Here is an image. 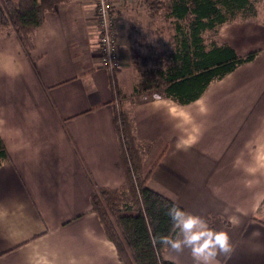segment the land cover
I'll list each match as a JSON object with an SVG mask.
<instances>
[{
  "label": "crops",
  "instance_id": "crops-1",
  "mask_svg": "<svg viewBox=\"0 0 264 264\" xmlns=\"http://www.w3.org/2000/svg\"><path fill=\"white\" fill-rule=\"evenodd\" d=\"M253 63L249 84L244 64L216 80L235 73L234 83L214 81L190 103L159 95L125 111L143 168L170 182L155 191L228 234L232 251L215 264H264V49ZM128 68L100 65L89 0L47 12L29 53L0 30V264H122L89 195L124 182L112 114L134 91ZM163 257L196 264L189 248Z\"/></svg>",
  "mask_w": 264,
  "mask_h": 264
},
{
  "label": "trees",
  "instance_id": "trees-1",
  "mask_svg": "<svg viewBox=\"0 0 264 264\" xmlns=\"http://www.w3.org/2000/svg\"><path fill=\"white\" fill-rule=\"evenodd\" d=\"M67 0H0V30L17 35L26 53L34 47V32L45 21L47 12ZM254 0H168L163 13L174 20L172 65L160 72L154 87L162 97L178 104L196 100L212 82L239 66L253 61L256 51L239 55L227 43L207 46L203 32L216 31L237 15H254ZM151 8V4L147 2ZM153 8L152 10H155ZM113 87L114 77L110 78ZM114 90L115 98L122 97ZM119 103V102H118ZM113 108L124 182L117 188L94 187L89 195L106 238L112 242L122 264H174L163 257L166 245L159 238L175 235L168 215L178 205L150 189L147 179L153 170L143 171L144 156L137 147L132 119L122 109ZM8 153L0 138V165ZM180 206V205H179Z\"/></svg>",
  "mask_w": 264,
  "mask_h": 264
},
{
  "label": "rangeland",
  "instance_id": "rangeland-1",
  "mask_svg": "<svg viewBox=\"0 0 264 264\" xmlns=\"http://www.w3.org/2000/svg\"><path fill=\"white\" fill-rule=\"evenodd\" d=\"M114 1L117 2L114 17H116L118 32L121 33L119 54L122 51L123 53L127 52V59L124 60L122 57L123 61H121L120 67L128 65L129 79H135L134 91L126 94L121 100L122 110L130 111L135 103L162 95L160 89H155L154 81L159 78L160 72L172 65L170 55L174 50V20L166 17L163 13L164 2H168V0ZM147 2L151 4V8ZM253 4L254 15L239 14L227 22V25L218 27L216 31L206 30L203 32L204 43L209 46L213 42L227 44L230 42L239 55H245L251 51L261 53V50L264 49V0H254ZM153 8L156 9L152 10ZM260 65V63H245L239 69L240 72L238 71L239 79L248 84L254 82L256 76L259 75ZM243 72L245 78H243ZM235 76L234 73V75H229L222 81L214 83L232 84L235 81ZM117 108H119L118 105ZM128 115L130 114L128 113ZM262 159L264 160V156ZM148 160L151 163L154 159L147 156L146 161ZM147 169L143 168L144 173L148 171ZM261 169L260 174H263L264 177V168ZM148 178L149 186L154 191H161L170 184L161 172L150 174Z\"/></svg>",
  "mask_w": 264,
  "mask_h": 264
},
{
  "label": "clouds",
  "instance_id": "clouds-1",
  "mask_svg": "<svg viewBox=\"0 0 264 264\" xmlns=\"http://www.w3.org/2000/svg\"><path fill=\"white\" fill-rule=\"evenodd\" d=\"M168 215L176 234L161 236L159 243L176 251L189 248L196 264H215L218 254L232 251L228 234L209 227L199 216L179 205L169 208Z\"/></svg>",
  "mask_w": 264,
  "mask_h": 264
},
{
  "label": "built area",
  "instance_id": "built-area-1",
  "mask_svg": "<svg viewBox=\"0 0 264 264\" xmlns=\"http://www.w3.org/2000/svg\"><path fill=\"white\" fill-rule=\"evenodd\" d=\"M89 3L92 5L96 26L99 63L109 72H113L120 67L122 61V56L119 54L121 33L118 32L116 17H114L117 2L114 0H89Z\"/></svg>",
  "mask_w": 264,
  "mask_h": 264
}]
</instances>
